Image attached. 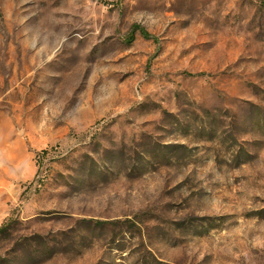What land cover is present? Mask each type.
I'll return each mask as SVG.
<instances>
[{"label":"rangeland","instance_id":"374dc122","mask_svg":"<svg viewBox=\"0 0 264 264\" xmlns=\"http://www.w3.org/2000/svg\"><path fill=\"white\" fill-rule=\"evenodd\" d=\"M262 1L0 0V264H264Z\"/></svg>","mask_w":264,"mask_h":264},{"label":"trees","instance_id":"16d2710c","mask_svg":"<svg viewBox=\"0 0 264 264\" xmlns=\"http://www.w3.org/2000/svg\"><path fill=\"white\" fill-rule=\"evenodd\" d=\"M262 3L264 4V0L262 1ZM144 34H145V31H144ZM146 35V34H145Z\"/></svg>","mask_w":264,"mask_h":264}]
</instances>
